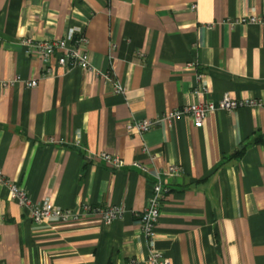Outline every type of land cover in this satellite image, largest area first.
Returning <instances> with one entry per match:
<instances>
[{
	"label": "crops",
	"instance_id": "0c3cea01",
	"mask_svg": "<svg viewBox=\"0 0 264 264\" xmlns=\"http://www.w3.org/2000/svg\"><path fill=\"white\" fill-rule=\"evenodd\" d=\"M250 16L264 17V0H0L2 175L35 204L124 208L109 225L95 214L33 224L0 182V264L145 261L135 214L156 172L167 192L152 246L170 264H264V23L240 22ZM79 36L90 70L52 64L43 75L21 45ZM201 82L200 99L259 106L216 109L199 128L180 116L142 135L127 130L197 102ZM171 165L178 176L163 174Z\"/></svg>",
	"mask_w": 264,
	"mask_h": 264
},
{
	"label": "built area",
	"instance_id": "2783aa9c",
	"mask_svg": "<svg viewBox=\"0 0 264 264\" xmlns=\"http://www.w3.org/2000/svg\"><path fill=\"white\" fill-rule=\"evenodd\" d=\"M241 23H264L263 18H256L254 16L244 17L240 20ZM85 39L79 36L75 40L70 41L67 38L57 39H43L34 40L30 37H25L21 41V45L25 47L28 55L39 59L43 67V75H50L53 72V65L62 68H80L83 70H90L92 66L89 62V55L87 51L82 48ZM115 45L111 46L109 57L112 58V53ZM198 78L201 79V76ZM37 85L36 79H31L25 82V87L34 88ZM3 87L7 86L6 82L2 83ZM116 92H124V89L115 83ZM207 93V88L204 83H200L193 91V95L199 99L197 102L190 103L183 107L174 109L165 117H156L154 119L134 120L127 124V130L136 134H144L159 125L163 121L170 123L173 119L180 116H185L192 122L194 127H201L203 119L209 113L216 109L231 111L239 107H257L259 101L255 99L237 100L224 94L217 103L209 102L200 99ZM99 158L103 160L112 169H120L123 167V161L110 154L102 153ZM132 167L136 168L142 174H148L149 168L147 165L139 162H133ZM166 176L176 177L180 174V168L176 165L168 167L167 171L163 173ZM161 173L156 172L152 178V193L148 199L147 206L140 212H137V217L141 233L149 245V252L145 261L132 259L127 264H170V261L154 250L152 243L154 239L155 225L160 215V207L165 198L167 189L162 184ZM0 182L9 187L10 198L17 203L19 207L28 209L30 218L33 224H41L47 220L53 219L60 223H71L79 220L83 215L95 214L98 215L103 225H109L113 221L121 219L124 215V208L117 205H108L106 207L94 208L88 204H82L79 211L64 210L54 207V205L45 200L42 203L35 204L27 196L26 192L13 182H9L2 175L0 170Z\"/></svg>",
	"mask_w": 264,
	"mask_h": 264
},
{
	"label": "trees",
	"instance_id": "16d2710c",
	"mask_svg": "<svg viewBox=\"0 0 264 264\" xmlns=\"http://www.w3.org/2000/svg\"><path fill=\"white\" fill-rule=\"evenodd\" d=\"M242 151H243V147H241V149H239V150L237 151V153H236V154H237V155H238V154H241V153H242Z\"/></svg>",
	"mask_w": 264,
	"mask_h": 264
}]
</instances>
